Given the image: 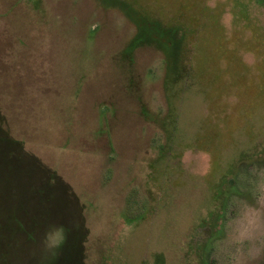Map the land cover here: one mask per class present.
<instances>
[{
	"label": "rangeland",
	"instance_id": "rangeland-1",
	"mask_svg": "<svg viewBox=\"0 0 264 264\" xmlns=\"http://www.w3.org/2000/svg\"><path fill=\"white\" fill-rule=\"evenodd\" d=\"M0 264H264V0H0Z\"/></svg>",
	"mask_w": 264,
	"mask_h": 264
},
{
	"label": "clouds",
	"instance_id": "clouds-1",
	"mask_svg": "<svg viewBox=\"0 0 264 264\" xmlns=\"http://www.w3.org/2000/svg\"><path fill=\"white\" fill-rule=\"evenodd\" d=\"M68 231L69 229L63 224L48 225L40 241L43 250L49 255L55 256L65 244Z\"/></svg>",
	"mask_w": 264,
	"mask_h": 264
},
{
	"label": "trees",
	"instance_id": "trees-1",
	"mask_svg": "<svg viewBox=\"0 0 264 264\" xmlns=\"http://www.w3.org/2000/svg\"><path fill=\"white\" fill-rule=\"evenodd\" d=\"M128 11V10H127ZM127 13H129L130 14V11H128ZM131 19H132V13H131ZM135 19V23H136V25H137V30H138V35L137 36H141L142 37V26L144 25V24H146L147 22H143L144 20H142V22L140 21V20H138V19H136V18H134ZM141 22V23H140ZM140 23V26H141V28L140 27H138V24ZM143 23V24H142ZM157 29L162 33V40H160L161 42H162V44L160 45V47L162 48V49H164V50H166V60H167V65H168V68H169V72H168V75H171V77L172 76H174V74H173V72H174V66H175V63H174V61H171V58L170 57H172L173 58V56L176 54V50L172 53V45H171V37L169 36V33H171V30H168V29H170V28H168V29H164V28H161V27H158L157 26ZM139 41H141V38H139V37H136V39H135V42L136 43H138ZM163 45V46H162ZM174 54V55H173ZM173 63H174V66H173ZM173 81H175V80H173ZM171 83H173L172 82V80H171ZM171 83H169V86H168V88L171 86L170 84ZM172 87V86H171Z\"/></svg>",
	"mask_w": 264,
	"mask_h": 264
}]
</instances>
